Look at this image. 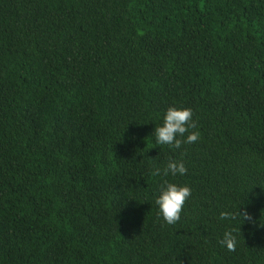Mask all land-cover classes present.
Wrapping results in <instances>:
<instances>
[{"label":"trees","instance_id":"1","mask_svg":"<svg viewBox=\"0 0 264 264\" xmlns=\"http://www.w3.org/2000/svg\"><path fill=\"white\" fill-rule=\"evenodd\" d=\"M0 264H264V0H0Z\"/></svg>","mask_w":264,"mask_h":264},{"label":"clouds","instance_id":"2","mask_svg":"<svg viewBox=\"0 0 264 264\" xmlns=\"http://www.w3.org/2000/svg\"><path fill=\"white\" fill-rule=\"evenodd\" d=\"M155 141L158 145H169L179 149L182 144L195 143L200 138V133L196 130V122L193 120V110L187 107L169 106L163 116L161 125H156L154 129ZM187 171L182 161L169 160L167 166L163 169V175L171 173L173 176L183 175ZM162 174L160 168H155L152 175ZM191 195V188L187 185H179L174 182L165 181L160 189V194L155 203L159 207V214L168 225H175L180 220L183 206ZM239 216L244 221H252L251 215L245 210L239 209L233 213L228 211L220 212V219H236ZM241 223V224H242ZM240 224V225H241ZM239 225V228H240ZM220 244L229 251H235L237 245V236L234 230H226Z\"/></svg>","mask_w":264,"mask_h":264}]
</instances>
